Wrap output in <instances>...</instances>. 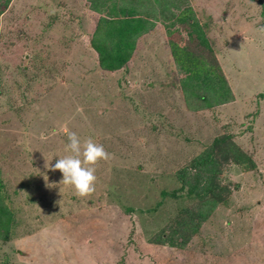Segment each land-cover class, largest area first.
<instances>
[{"label":"rangeland","instance_id":"374dc122","mask_svg":"<svg viewBox=\"0 0 264 264\" xmlns=\"http://www.w3.org/2000/svg\"><path fill=\"white\" fill-rule=\"evenodd\" d=\"M101 1L0 0V264H264V0H129L146 31L111 72ZM71 132L111 154L82 199L45 167Z\"/></svg>","mask_w":264,"mask_h":264},{"label":"trees","instance_id":"16d2710c","mask_svg":"<svg viewBox=\"0 0 264 264\" xmlns=\"http://www.w3.org/2000/svg\"><path fill=\"white\" fill-rule=\"evenodd\" d=\"M7 1V0H6ZM90 8L99 10L104 8V2L101 0H88ZM138 2V0H135ZM136 6H139L136 4ZM113 11L107 19L100 20V27L94 32V37L90 45L98 55L99 66L107 71H115L128 59L129 53L133 49V40L141 33L146 31V22L135 17V10L129 0H120V5L111 6ZM182 12L177 18H183ZM118 17L120 19H114ZM171 46V45H170ZM172 56L176 64H179L181 69H189L188 77L185 78L183 85L186 81H196L202 78L200 83H191V89L201 88L203 92L212 94L211 104H220L227 98V92L224 91L222 86L225 84L221 75H216L213 71H207L200 66L198 59L190 57V53L185 49L177 48L176 45L171 46ZM200 85V87H199ZM200 160V159H199ZM209 155L204 160L203 165L209 162ZM192 190V189H191Z\"/></svg>","mask_w":264,"mask_h":264},{"label":"clouds","instance_id":"9594fccd","mask_svg":"<svg viewBox=\"0 0 264 264\" xmlns=\"http://www.w3.org/2000/svg\"><path fill=\"white\" fill-rule=\"evenodd\" d=\"M257 31L264 35V26ZM65 151L67 155L59 157L52 166L46 163L45 167H50L51 171H59L62 174L60 184L70 187L77 198L89 197L95 192L96 165L109 160L111 154L90 137L81 142L75 132L68 134Z\"/></svg>","mask_w":264,"mask_h":264},{"label":"crops","instance_id":"0c3cea01","mask_svg":"<svg viewBox=\"0 0 264 264\" xmlns=\"http://www.w3.org/2000/svg\"><path fill=\"white\" fill-rule=\"evenodd\" d=\"M172 264H177V262H175V263H174V262H172Z\"/></svg>","mask_w":264,"mask_h":264}]
</instances>
